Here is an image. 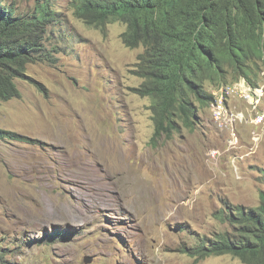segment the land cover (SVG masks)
<instances>
[{
    "label": "rangeland",
    "instance_id": "1",
    "mask_svg": "<svg viewBox=\"0 0 264 264\" xmlns=\"http://www.w3.org/2000/svg\"><path fill=\"white\" fill-rule=\"evenodd\" d=\"M53 3L64 13L48 41L59 48L56 62L29 65L41 86L18 80L22 97L0 105V128L34 141L0 142V264H243L197 261L182 249L232 231L229 217L220 218L229 204L260 206L264 124L253 154L254 129L234 126L244 143L233 151L240 173L228 137L219 141L210 123L207 134L184 129L154 146L150 100L131 90L142 83L136 53L118 40L125 26L102 32L75 17L70 0ZM200 115L211 120L209 109ZM213 150L223 156L213 159Z\"/></svg>",
    "mask_w": 264,
    "mask_h": 264
},
{
    "label": "clouds",
    "instance_id": "2",
    "mask_svg": "<svg viewBox=\"0 0 264 264\" xmlns=\"http://www.w3.org/2000/svg\"><path fill=\"white\" fill-rule=\"evenodd\" d=\"M212 1L215 0L210 2ZM228 1V7H225L224 4L219 12L214 13L212 17H207L208 10L204 5V0H150V6L148 5L150 10H147L145 15L132 20V22L126 16H122L123 13H115L104 18V26L90 27L87 25L102 32H106L112 24L120 23L125 26V30L118 40L123 49L126 48L128 52L136 53V63L133 66L135 70L133 72L142 80V83L138 87L131 88V90L135 95L150 100L147 110L150 112V119L153 124V134L150 142L154 146L163 142H171L182 135L183 132L174 134L171 137L155 138L153 108L158 103L154 105L151 96H144L137 89H144V85L148 83L150 90L155 91L159 87V82L168 75L173 74L179 64L183 62L184 57L179 58L178 43H176L177 36L179 33L188 36V29L195 24L196 11L199 12L202 20L200 24L201 32L196 37L189 35L187 42H192L197 46V58L200 59L198 61L201 64L210 63L213 54L228 45L241 46L251 38L259 41L264 46V0ZM232 9L234 10L231 11ZM227 15L231 18L240 19V21L226 24L223 19ZM74 16L78 18L76 14ZM142 29L150 31L153 36L154 41L150 48H147L143 43L131 46L126 42L127 40L131 41V38H129L130 33ZM208 33L213 36L209 37ZM137 50H141L138 55ZM144 58L146 59L144 60ZM242 61L243 63H239L221 58L214 66L213 76H209L208 68L204 66L203 71H201L202 74H198V79L195 80L199 92L205 91L212 97L208 106L199 104L195 100L199 118L196 130L207 134L205 129L208 127L206 125L210 123L209 125L212 127L208 130L214 134V137H219V141L223 137L225 138L226 135L228 140H226L225 148L228 149L234 159L233 166L240 161V156L233 153V151L244 146L240 131L234 129V126H248L254 129L251 133L254 145L251 148L247 147V150L253 154L258 152L260 145L257 129L264 124V62L247 61L246 59H242ZM140 68L142 72H140ZM190 94L196 93L190 92ZM232 101L240 108L232 109ZM242 107L245 109L243 110ZM205 109L210 110L212 121L207 117H201L200 111ZM184 129L190 132L189 129L183 127ZM210 156L217 160L223 154L220 150H213L210 152ZM239 163L234 167L237 173H240ZM236 178L240 180L241 177L237 174ZM260 202V206L249 208L245 212L242 207L236 206L234 208L230 204L228 213L226 208L222 209L220 218L228 216L233 230L214 234L213 242L216 240L217 235L228 233L234 240V244L239 248H244L247 242L255 243L256 239L250 237L248 233L250 229L256 226L252 219L257 215L264 216V190L260 193ZM212 243L204 245L210 246ZM185 248L182 249V253ZM221 256H232L243 264H264V260L257 263H246L234 253L213 255L205 259Z\"/></svg>",
    "mask_w": 264,
    "mask_h": 264
},
{
    "label": "trees",
    "instance_id": "3",
    "mask_svg": "<svg viewBox=\"0 0 264 264\" xmlns=\"http://www.w3.org/2000/svg\"><path fill=\"white\" fill-rule=\"evenodd\" d=\"M150 0H70V8L74 9L80 20L90 27L104 26V18L109 14L123 13L131 22L145 15ZM208 10L207 17H212L224 6L228 7V0H204ZM202 5V4H201ZM236 8V7H235ZM232 9L231 11H233ZM64 19L61 7H56L53 0H35V7L31 10L19 11L14 4L7 0H0V105L22 97L18 88V80H29L37 83L27 75V68L33 64H54L56 62L54 52L48 47L51 28L59 26ZM226 24L239 22L240 19L225 16ZM195 24L188 29V36H197L202 22L200 14L196 11ZM209 37L213 35L208 33ZM184 33H179L178 43L179 58L184 57L175 72L159 82V87L151 91L149 84L144 89H137L144 96H151L154 101L153 120L155 123V138L182 133L183 127L195 132L199 118L195 100L199 104L208 106L212 97L205 91L199 92L195 83L198 74H202L204 66L208 68L209 76L214 75V66L219 59L225 58L232 62L243 63L247 61L264 62V46L259 41L251 38L241 46L228 45L221 51L213 54L210 63L201 64L197 58V46L187 42ZM130 40L126 42L131 46L143 43L150 48L153 45V36L148 30H138L129 34ZM146 58H144L145 60ZM140 72L142 69L140 68ZM42 88V87H41ZM196 93V94H190ZM32 140L16 132L0 128V142H31ZM34 142V141H32ZM31 142V143H32ZM256 224L250 229L248 235L256 239L255 243L247 242L244 248L237 247L234 240L227 234L217 235L216 240L209 245L185 248L183 253L203 260L213 255L234 253L246 263H257L264 260V216L257 215L252 219ZM2 264H9L2 262Z\"/></svg>",
    "mask_w": 264,
    "mask_h": 264
}]
</instances>
